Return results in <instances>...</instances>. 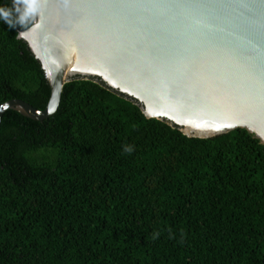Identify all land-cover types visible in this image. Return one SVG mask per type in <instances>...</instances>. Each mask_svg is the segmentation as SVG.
Segmentation results:
<instances>
[{"label": "trees", "instance_id": "16d2710c", "mask_svg": "<svg viewBox=\"0 0 264 264\" xmlns=\"http://www.w3.org/2000/svg\"><path fill=\"white\" fill-rule=\"evenodd\" d=\"M2 12L0 107L42 112L49 86L17 40L31 21L15 0ZM0 264H264V147L240 130L187 139L72 81L43 123L1 118Z\"/></svg>", "mask_w": 264, "mask_h": 264}, {"label": "water", "instance_id": "95a60500", "mask_svg": "<svg viewBox=\"0 0 264 264\" xmlns=\"http://www.w3.org/2000/svg\"><path fill=\"white\" fill-rule=\"evenodd\" d=\"M28 18L17 40L49 101L42 112L10 101L0 121L43 123L65 85L91 82L187 139L240 130L264 147V0H34Z\"/></svg>", "mask_w": 264, "mask_h": 264}, {"label": "clouds", "instance_id": "9594fccd", "mask_svg": "<svg viewBox=\"0 0 264 264\" xmlns=\"http://www.w3.org/2000/svg\"><path fill=\"white\" fill-rule=\"evenodd\" d=\"M16 2L19 4H23L25 6L23 13L19 17V23H24L26 21L27 17L31 14V12L34 9V0H16ZM0 15H3L6 21L8 20L9 14L7 12H2V13H0ZM10 26H12L11 22H10ZM132 150L133 149L131 146H126L124 148V151L127 153H131Z\"/></svg>", "mask_w": 264, "mask_h": 264}]
</instances>
